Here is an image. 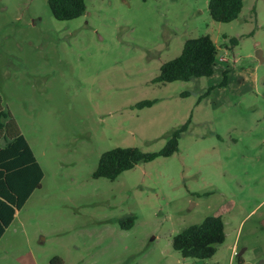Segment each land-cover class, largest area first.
<instances>
[{"label":"rangeland","instance_id":"rangeland-1","mask_svg":"<svg viewBox=\"0 0 264 264\" xmlns=\"http://www.w3.org/2000/svg\"><path fill=\"white\" fill-rule=\"evenodd\" d=\"M209 1L85 0L83 16L59 21L47 0H0V91L44 172L0 264H264V0H244L230 23ZM203 35L219 48L215 74L155 83ZM225 70L228 86L208 95ZM183 128L172 156L94 178L104 153L160 152ZM209 216L225 242L183 258L173 238Z\"/></svg>","mask_w":264,"mask_h":264},{"label":"trees","instance_id":"trees-1","mask_svg":"<svg viewBox=\"0 0 264 264\" xmlns=\"http://www.w3.org/2000/svg\"><path fill=\"white\" fill-rule=\"evenodd\" d=\"M52 15L59 21H71L83 16L87 7L85 0H47ZM244 0H210L209 14L213 21L230 23L237 20ZM237 45L238 39L230 40ZM219 48L210 35L185 42L179 57L164 63L155 83L193 82L211 78L215 74ZM230 70L222 73V80L208 88V95L215 88L227 87ZM152 101L139 104L150 107ZM186 125L184 126V128ZM183 129L173 133L164 150L146 153L138 148H116L104 153L93 176L115 181L122 173L136 166L151 162L158 157H170L178 150V141ZM44 172L33 150L23 135L20 126L0 91V240L13 223L17 212L23 209L32 194L41 188ZM137 217L121 220L123 229L135 225ZM225 224L219 216H209L202 223L180 231L172 240V247L183 258L208 260L215 256L217 247L225 242ZM54 264V261H53Z\"/></svg>","mask_w":264,"mask_h":264},{"label":"water","instance_id":"water-1","mask_svg":"<svg viewBox=\"0 0 264 264\" xmlns=\"http://www.w3.org/2000/svg\"><path fill=\"white\" fill-rule=\"evenodd\" d=\"M256 57H257L261 62L264 61V58H263V56H262V51H261V50H258V51H257V53H256ZM262 225L264 226V221H263Z\"/></svg>","mask_w":264,"mask_h":264},{"label":"built area","instance_id":"built-area-1","mask_svg":"<svg viewBox=\"0 0 264 264\" xmlns=\"http://www.w3.org/2000/svg\"><path fill=\"white\" fill-rule=\"evenodd\" d=\"M227 53V52H226ZM220 61L222 62H228V59H227V57H226V55H223V56H221L220 57Z\"/></svg>","mask_w":264,"mask_h":264},{"label":"crops","instance_id":"crops-1","mask_svg":"<svg viewBox=\"0 0 264 264\" xmlns=\"http://www.w3.org/2000/svg\"><path fill=\"white\" fill-rule=\"evenodd\" d=\"M215 42V41H214ZM216 43V42H215Z\"/></svg>","mask_w":264,"mask_h":264},{"label":"flooded vegetation","instance_id":"flooded-vegetation-1","mask_svg":"<svg viewBox=\"0 0 264 264\" xmlns=\"http://www.w3.org/2000/svg\"><path fill=\"white\" fill-rule=\"evenodd\" d=\"M263 228H264V226H263Z\"/></svg>","mask_w":264,"mask_h":264}]
</instances>
